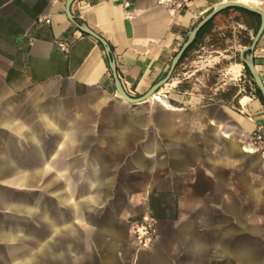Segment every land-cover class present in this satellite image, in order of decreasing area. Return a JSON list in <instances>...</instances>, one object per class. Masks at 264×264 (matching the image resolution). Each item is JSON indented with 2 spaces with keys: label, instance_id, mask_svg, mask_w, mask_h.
<instances>
[{
  "label": "crops",
  "instance_id": "1",
  "mask_svg": "<svg viewBox=\"0 0 264 264\" xmlns=\"http://www.w3.org/2000/svg\"><path fill=\"white\" fill-rule=\"evenodd\" d=\"M230 1L264 11V0H189L180 11L157 0H0V264H264V104L242 60L225 68L244 84L231 102L205 97L182 61L130 103L109 66L142 97ZM215 17L198 43L227 27L254 31L253 20ZM253 56L264 82V34ZM146 211L157 234L138 249L130 230Z\"/></svg>",
  "mask_w": 264,
  "mask_h": 264
},
{
  "label": "rangeland",
  "instance_id": "2",
  "mask_svg": "<svg viewBox=\"0 0 264 264\" xmlns=\"http://www.w3.org/2000/svg\"><path fill=\"white\" fill-rule=\"evenodd\" d=\"M243 35L246 37L245 39H251L254 31L251 37L228 27L212 32L194 46L187 54L186 60H184L185 58L182 60L186 61V69L183 72H188L189 75L192 73L189 79L199 85V90L205 97L219 102H231L239 88L244 85L241 80H229L225 74V68L230 62L241 61L240 51L242 47L246 46L242 45ZM217 49L226 51H221L222 54L218 55V60L209 58L208 61H205L206 57ZM248 56L249 53L244 54L245 59H248ZM180 69L181 67L177 65L173 74L180 72ZM246 77L248 78L247 75Z\"/></svg>",
  "mask_w": 264,
  "mask_h": 264
},
{
  "label": "water",
  "instance_id": "3",
  "mask_svg": "<svg viewBox=\"0 0 264 264\" xmlns=\"http://www.w3.org/2000/svg\"><path fill=\"white\" fill-rule=\"evenodd\" d=\"M73 0H69V2L71 3ZM241 8L244 9L246 11L252 12V13H256L259 15L260 17V23L259 26L257 28V30L255 31L251 42L248 46L244 47L243 49H241L240 51V56H241V60L244 64V66H246V68L248 69L252 80L254 81V83L256 84L257 88L259 89L262 97H264V82H262L257 70L255 69L254 66V56H253V52L255 50V47L259 41V39L261 38L262 34H264V11H261L260 9L248 6L244 3L238 2V1H230V2H224L221 3L219 5H217L211 12H209L203 19H201V21L189 32L188 37L186 38V40L184 41V43L182 44V46L180 47V49L178 50V52L175 54V56L173 57L169 70L167 72V74L165 75V77H163L161 80H159L146 94H144L142 97L139 98H131L129 97L124 90L121 88L119 80L117 79V75H116V70H115V63L113 60L110 61L109 66L110 69L113 73L114 79H115V83H116V87H117V91L120 94V96L125 100L128 101L130 103H139L144 101L145 99L152 97L155 93L158 92V90L167 83V81L171 78L176 66L178 65L180 59L182 58V56L184 55V53L187 51V49L192 45V43L194 42V40L196 39L199 31L211 20L213 19L218 13H220L221 11L228 9V8ZM81 30L89 35H91L92 37H94L96 40H98L104 47V51L105 54L107 56H110V49L107 46L106 42L96 33H94L93 31H91L90 29H88L86 26H82ZM245 53H249L248 59L244 58V54Z\"/></svg>",
  "mask_w": 264,
  "mask_h": 264
},
{
  "label": "built area",
  "instance_id": "4",
  "mask_svg": "<svg viewBox=\"0 0 264 264\" xmlns=\"http://www.w3.org/2000/svg\"><path fill=\"white\" fill-rule=\"evenodd\" d=\"M160 5L180 11L187 7L189 0H157ZM128 5V3H125ZM38 22L48 23L43 17H38ZM62 50H66L64 44H59ZM255 143L257 152L264 158V124L257 126L255 133ZM131 240L138 249H148L152 246L157 234L156 220L150 211L143 213L140 218L133 222L131 230Z\"/></svg>",
  "mask_w": 264,
  "mask_h": 264
},
{
  "label": "trees",
  "instance_id": "5",
  "mask_svg": "<svg viewBox=\"0 0 264 264\" xmlns=\"http://www.w3.org/2000/svg\"><path fill=\"white\" fill-rule=\"evenodd\" d=\"M231 14V17L238 20V19H243L244 23L246 25H248V23L246 22V20H253L254 22V27L253 30L254 32L257 30L259 23H260V17L258 14L256 13H252L249 11H246L244 9L241 8H228L225 9L223 11H221L219 14ZM216 17H214L213 19H211L198 33L196 39L194 40V42L192 43V45L187 49V51L184 53V55L182 56V58L180 59L178 65L182 62V60L187 56V54L194 48V46L198 43V41L200 40V38L202 37L203 33L205 32V30L212 24V22L215 20ZM250 26V25H249ZM251 42V39L247 38L244 40L243 45L248 46ZM245 67V74L248 76V79L250 80L251 84L254 87V91L255 94L257 95V97L259 98V100L261 101L262 104H264V97H262L259 89L257 88L256 84L254 83V81L252 80V77L248 71V69Z\"/></svg>",
  "mask_w": 264,
  "mask_h": 264
}]
</instances>
